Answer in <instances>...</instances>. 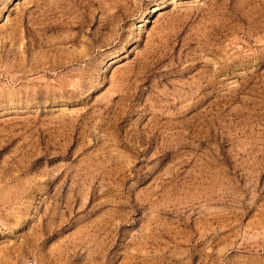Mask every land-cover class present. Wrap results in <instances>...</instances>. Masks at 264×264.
Wrapping results in <instances>:
<instances>
[{
    "label": "rangeland",
    "instance_id": "1",
    "mask_svg": "<svg viewBox=\"0 0 264 264\" xmlns=\"http://www.w3.org/2000/svg\"><path fill=\"white\" fill-rule=\"evenodd\" d=\"M0 264H264V0H0Z\"/></svg>",
    "mask_w": 264,
    "mask_h": 264
}]
</instances>
